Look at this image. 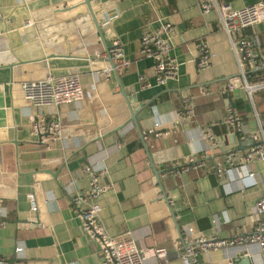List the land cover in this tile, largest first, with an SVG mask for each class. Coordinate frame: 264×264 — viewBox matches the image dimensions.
<instances>
[{"label":"crops","instance_id":"0c3cea01","mask_svg":"<svg viewBox=\"0 0 264 264\" xmlns=\"http://www.w3.org/2000/svg\"><path fill=\"white\" fill-rule=\"evenodd\" d=\"M257 1H110L96 16L103 22L101 38L83 0H0V256L4 264H102L99 245L83 235L71 204L74 192L87 187L82 171L86 166L105 167L108 174L102 182L112 184L100 200L102 226L113 238L133 239L147 264H182L180 234L189 227L224 239L253 231L250 212L254 202L264 197V162L230 170L222 184L214 174V163L226 152L252 145L249 137L256 123L246 93L237 88L230 95L232 101H245L246 119L234 132L222 125L228 97L197 99L192 123L179 121L177 113L185 95L196 94L200 87H218L237 74L217 9L213 5L204 12L202 4L239 9ZM26 22L31 26L26 27ZM163 24L171 27V55L179 67L175 80L158 86L153 61L141 57L138 47L144 33ZM235 36L252 41L256 53L264 55V22ZM114 38L120 40L131 65L120 74H107L109 63L96 55ZM200 41L213 54L203 71L195 65ZM70 75L78 76L81 83L83 98L78 102L35 108L17 92L22 82ZM255 77L264 82V70ZM122 91L136 109L143 140L130 122ZM253 96L256 111L264 113V89ZM36 115L57 121L59 136H35L31 123ZM212 124L216 143L209 148L203 131ZM205 151L209 156L205 166L179 177L163 176ZM248 170L254 173L255 184L245 187ZM29 194L35 198L36 212L30 211ZM155 248L165 249L164 260L155 258ZM230 260L262 264L255 247L197 254V264Z\"/></svg>","mask_w":264,"mask_h":264},{"label":"built area","instance_id":"2783aa9c","mask_svg":"<svg viewBox=\"0 0 264 264\" xmlns=\"http://www.w3.org/2000/svg\"><path fill=\"white\" fill-rule=\"evenodd\" d=\"M213 5L218 12L220 27L228 36L236 60L237 74L224 80L218 87H200L196 94L185 95L181 99V108L177 113V119L189 123L194 122L195 102L199 98H225L237 88L246 93L256 123V129L250 135L252 145L245 150H230L222 156L221 160L214 163L215 177L222 184L230 170L247 168L257 161L264 162V113L263 116H260L252 102L253 94L264 89V82L256 81L255 77L264 70V55L256 53L252 41L235 36L240 30L264 22V0H258L256 3L239 9L222 8L213 2L202 4L201 8L207 12ZM25 26H31V23L26 22ZM171 48V27L168 24H163L156 30L144 33L139 40L138 53L141 57L153 61L155 81L158 86H165L168 81L175 80L178 76L179 64L171 55ZM212 57L213 54L209 51L207 44L204 41L198 42L196 69L203 71L208 68ZM96 58L109 63L107 74L109 72L120 74L131 65L118 38H114L107 50L96 55ZM17 92L26 105L35 108L71 104L83 98L81 83L76 75L22 82L18 86ZM225 110L222 125L234 132L239 128L242 122L241 118L228 103ZM213 126V124L209 125L203 131L204 140L209 148L216 143V137L212 131ZM31 131L35 136L41 137L40 139L44 138L45 134L58 137L60 124L57 121L47 122L43 116L36 115L31 123ZM208 161L209 156L205 151L197 159L187 158L183 165L164 171L163 176L179 177L183 173L205 166ZM82 171L88 178V184L86 188L74 192L71 204L75 216L80 222L83 235L89 241L99 245L102 264H147L144 254L133 239L111 237L100 222L102 210L100 200L112 188V184H103L102 182V179L108 174V170L105 167L97 169L86 166ZM253 178L254 173L248 170L246 178L243 179L244 186L254 185ZM27 198L30 211L36 212L37 204L34 196L29 194ZM250 213L255 220L253 231L250 234L234 238H219L215 234L205 236L190 227L185 229L180 234L183 242V247L179 252L181 263L197 264V254L200 252L208 253L230 248L244 251L255 247L261 254L262 264H264V197L254 202ZM20 251L21 248L16 249V252ZM153 254L158 261L166 258L164 248H155ZM4 262L5 259L0 256V264H4ZM228 264H233V262L230 260Z\"/></svg>","mask_w":264,"mask_h":264},{"label":"water","instance_id":"95a60500","mask_svg":"<svg viewBox=\"0 0 264 264\" xmlns=\"http://www.w3.org/2000/svg\"><path fill=\"white\" fill-rule=\"evenodd\" d=\"M83 4L87 7V10L89 12V14L91 15V18L93 20V23L97 29V33L99 34V36L102 38V28H101V24L103 22H101V20L99 18H97V14L99 13L98 11L104 7H107L109 6L108 4H110V0H83ZM107 46H105V51L107 50ZM116 73V72H115ZM117 74V73H116ZM123 97L125 98L126 102H127V106H128V109H129V112H130V122H132V124L135 126V128L137 129V132H138V135H139V138L141 140H143V136L138 128V125H137V122L135 120V117H136V109L132 107V101L130 98H128V96L122 91L121 92ZM48 136L47 134L44 135V137ZM39 139L41 137H38ZM144 148L146 149L145 145H144ZM154 173H155V177H156V180L157 182L159 183L160 185V182H159V174L158 172L154 169ZM160 189L161 191L163 192V189H162V186L160 185ZM163 199L165 200V202L168 204V200H167V197L166 195L163 193ZM171 212V211H170ZM171 216L174 218V215L173 213L171 212ZM177 229L179 231V228L177 226ZM248 261V260H247ZM249 263V262H248Z\"/></svg>","mask_w":264,"mask_h":264},{"label":"trees","instance_id":"16d2710c","mask_svg":"<svg viewBox=\"0 0 264 264\" xmlns=\"http://www.w3.org/2000/svg\"><path fill=\"white\" fill-rule=\"evenodd\" d=\"M261 72H259L258 74H260ZM230 95L227 96L229 100V104L233 107V109L235 110V113H237L240 116L241 121L245 120L246 119L245 101L241 99L232 101V99L230 98Z\"/></svg>","mask_w":264,"mask_h":264},{"label":"rangeland","instance_id":"374dc122","mask_svg":"<svg viewBox=\"0 0 264 264\" xmlns=\"http://www.w3.org/2000/svg\"><path fill=\"white\" fill-rule=\"evenodd\" d=\"M253 100H254V96H252V102H253ZM254 104V103H253ZM251 105V104H250ZM255 108V107H254ZM257 112H258V114L260 115V116H263V112H261L259 109H257ZM242 127H246L244 124H242ZM245 135H244V137H246V136H248L249 135V133H244ZM249 141H250V143L252 142L251 141V138L249 137ZM242 142H244V139H242Z\"/></svg>","mask_w":264,"mask_h":264}]
</instances>
